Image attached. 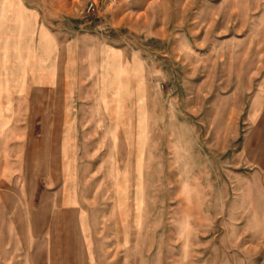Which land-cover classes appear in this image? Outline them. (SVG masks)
Here are the masks:
<instances>
[{
  "label": "rangeland",
  "instance_id": "obj_1",
  "mask_svg": "<svg viewBox=\"0 0 264 264\" xmlns=\"http://www.w3.org/2000/svg\"><path fill=\"white\" fill-rule=\"evenodd\" d=\"M261 86L264 0H0V264H264Z\"/></svg>",
  "mask_w": 264,
  "mask_h": 264
},
{
  "label": "crops",
  "instance_id": "obj_2",
  "mask_svg": "<svg viewBox=\"0 0 264 264\" xmlns=\"http://www.w3.org/2000/svg\"><path fill=\"white\" fill-rule=\"evenodd\" d=\"M249 111L252 129L244 141L247 159L254 162L257 169L264 171V86L257 90V95Z\"/></svg>",
  "mask_w": 264,
  "mask_h": 264
},
{
  "label": "built area",
  "instance_id": "obj_3",
  "mask_svg": "<svg viewBox=\"0 0 264 264\" xmlns=\"http://www.w3.org/2000/svg\"><path fill=\"white\" fill-rule=\"evenodd\" d=\"M111 1H118V0H111ZM92 7V3L89 2L88 5H87V10L90 9Z\"/></svg>",
  "mask_w": 264,
  "mask_h": 264
}]
</instances>
